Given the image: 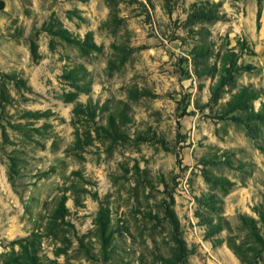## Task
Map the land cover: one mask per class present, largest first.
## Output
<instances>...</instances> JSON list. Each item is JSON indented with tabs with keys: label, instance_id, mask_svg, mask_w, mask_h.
Masks as SVG:
<instances>
[{
	"label": "rangeland",
	"instance_id": "rangeland-1",
	"mask_svg": "<svg viewBox=\"0 0 264 264\" xmlns=\"http://www.w3.org/2000/svg\"><path fill=\"white\" fill-rule=\"evenodd\" d=\"M1 91L0 264H264V0H0Z\"/></svg>",
	"mask_w": 264,
	"mask_h": 264
},
{
	"label": "trees",
	"instance_id": "trees-1",
	"mask_svg": "<svg viewBox=\"0 0 264 264\" xmlns=\"http://www.w3.org/2000/svg\"><path fill=\"white\" fill-rule=\"evenodd\" d=\"M55 35L65 39L64 37V31L59 29L57 30V32H53ZM243 69H245V67H243ZM245 91H241L239 94H237L233 100L228 104L229 107H231L232 109H244V108H240L242 107V99H243V95L245 94ZM5 94L1 91L0 92V102H6L7 98H5ZM246 110V109H245ZM249 118L253 119V120H258L260 122H264V110L258 111V112H254L253 110L250 111L249 114ZM258 216L259 219L262 223V227L264 229V211H259L258 212ZM249 219H245V218H241V222L243 223V225H247V223L249 222ZM15 245L19 246V252H14V250L11 253V258H14V263H18V259L20 258H25V260L29 261V263L31 264H38L37 261V252H36V246L35 243L33 242V240L30 239H20L17 241L12 242ZM13 262L11 264H13ZM8 264V263H7ZM183 264V263H182Z\"/></svg>",
	"mask_w": 264,
	"mask_h": 264
}]
</instances>
